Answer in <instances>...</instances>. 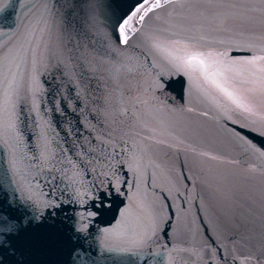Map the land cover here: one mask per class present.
I'll use <instances>...</instances> for the list:
<instances>
[{
	"label": "water",
	"instance_id": "water-1",
	"mask_svg": "<svg viewBox=\"0 0 264 264\" xmlns=\"http://www.w3.org/2000/svg\"><path fill=\"white\" fill-rule=\"evenodd\" d=\"M137 2L10 0L0 13L14 44L45 27L18 70L13 132L0 110V225L12 227L0 264H264L260 125L152 46L259 55L264 4L182 0L143 25L137 14L120 44Z\"/></svg>",
	"mask_w": 264,
	"mask_h": 264
},
{
	"label": "snow or ice",
	"instance_id": "snow-or-ice-1",
	"mask_svg": "<svg viewBox=\"0 0 264 264\" xmlns=\"http://www.w3.org/2000/svg\"><path fill=\"white\" fill-rule=\"evenodd\" d=\"M18 2V0H17ZM182 0H138L132 10L117 23L118 42L127 45L140 28L133 27V19L137 18V23L143 25L146 18L150 14L155 13L157 9H167L170 5L181 4ZM10 0H0V13L4 12L8 7ZM264 4V0H260ZM45 10L47 5L45 4ZM249 11H255L251 9ZM43 18L36 21V25H40ZM46 26V21H43ZM9 29L14 28V25H4ZM39 37H37V28H30L26 35L27 44L31 45L32 40L36 39V47H39V40L42 39L45 32V27H39ZM0 36H8L7 41L0 42V84H6L4 90L3 101L0 104V110L8 112L9 119L5 122L4 127L7 131L15 130V121L12 119L15 107V97L18 94L19 82L17 79L18 70L24 62L29 47L25 44L11 43V35L4 33L0 28ZM152 46L162 53H166V58L178 71L185 73L191 81L194 77L203 82L207 89L217 92L228 104L234 109L247 113L249 117H254L253 124L260 125V132L264 135V100L261 101V106L258 108L256 98H264V47L260 48L259 55H251L246 59H227V53L220 51L203 50L197 44L189 42L181 45L176 51L182 52L180 55H173L166 48H162L158 41H153ZM35 56V49H31ZM35 63V61H34ZM16 69L17 71H14ZM240 85H250L247 88H242ZM259 151V149H256ZM43 155V154H42ZM260 155L264 156V152ZM15 162L13 161V164ZM54 179V178H53ZM119 183V181H118ZM117 192L120 191L117 185H112ZM92 211L87 212V216H94ZM84 218L82 214V219ZM3 218L0 217V220ZM0 231H12V227L7 221L0 225ZM138 244L142 241H138ZM234 259L239 260V264H248L251 257L243 258L235 256Z\"/></svg>",
	"mask_w": 264,
	"mask_h": 264
}]
</instances>
